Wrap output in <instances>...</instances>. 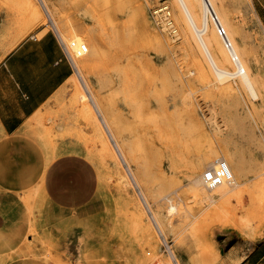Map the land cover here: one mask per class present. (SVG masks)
<instances>
[{
    "label": "rangeland",
    "instance_id": "rangeland-1",
    "mask_svg": "<svg viewBox=\"0 0 264 264\" xmlns=\"http://www.w3.org/2000/svg\"><path fill=\"white\" fill-rule=\"evenodd\" d=\"M215 2L256 97L217 78L175 0H0V61L42 29L89 46L20 133L0 131V264H218L210 227L263 233L264 0ZM160 5L176 32L158 23ZM232 151L249 179L201 194L192 175L208 190L203 173Z\"/></svg>",
    "mask_w": 264,
    "mask_h": 264
},
{
    "label": "crops",
    "instance_id": "crops-1",
    "mask_svg": "<svg viewBox=\"0 0 264 264\" xmlns=\"http://www.w3.org/2000/svg\"><path fill=\"white\" fill-rule=\"evenodd\" d=\"M259 16L264 25V8ZM43 30L21 40L0 61V131L4 135L20 133L28 119L75 73V65L64 55L60 33L55 29L41 33ZM208 240L218 264H264V229L250 239L231 227H210Z\"/></svg>",
    "mask_w": 264,
    "mask_h": 264
},
{
    "label": "bare ground",
    "instance_id": "bare-ground-1",
    "mask_svg": "<svg viewBox=\"0 0 264 264\" xmlns=\"http://www.w3.org/2000/svg\"><path fill=\"white\" fill-rule=\"evenodd\" d=\"M175 2L179 20L184 24V34L186 38L188 40L194 39L196 41L200 52L204 56L203 58H205L206 62L208 63L207 65H209L213 69L217 78L221 81L229 78H234L233 82L237 87L244 86L248 88L252 95L256 97L258 93L255 86L254 76L250 70V65L244 58L242 50L237 44L230 21L224 15L223 11L218 7L215 0H175ZM29 4L31 6L33 5L32 2H30ZM216 17L218 18V20ZM218 21H220V23L225 27L227 35L232 42L233 47H226L224 38L218 32ZM22 28L24 27L19 24L18 26L16 25V27H12L9 33L6 34V39L7 37L9 38L15 36L17 39V37L24 31V29ZM258 38L263 39L264 34H260ZM4 39V35H1L0 43L4 42ZM77 39L79 41V39L81 38L78 37ZM9 40L14 41L12 39ZM9 40L8 43H11V41L9 42ZM231 59L235 63L236 68H232L233 65L231 64ZM86 96L92 99L93 102H95L92 94ZM221 160H225L228 164L232 175L231 180L225 181L221 184H216L212 187H209L207 190L203 185L202 179L198 175L193 174L192 181L194 182L195 188L201 194L205 196H209L211 194L220 196L222 194L230 192L249 179L248 168L245 161L241 157H238L234 151H232L230 157H223L221 158ZM211 165L213 166L212 163ZM155 221L157 223V226H159V228L161 227L160 229L162 230V219L157 216V219ZM250 223L251 219L249 217H245L241 223V226L243 229H246L250 226ZM172 256L174 257L173 252Z\"/></svg>",
    "mask_w": 264,
    "mask_h": 264
},
{
    "label": "built area",
    "instance_id": "built-area-1",
    "mask_svg": "<svg viewBox=\"0 0 264 264\" xmlns=\"http://www.w3.org/2000/svg\"><path fill=\"white\" fill-rule=\"evenodd\" d=\"M154 13L158 16L157 18L158 23L168 28L171 32H176V29L173 27V22L171 19V11L168 5L158 6L154 10ZM217 27L219 34L224 38V43L226 47H230V48L233 47L232 42L230 41L227 35L226 29L220 23V21H218ZM59 40L66 59L71 61L74 65H75L76 57H81L89 51V46L85 42L78 41L75 39L66 42L62 38V36H59ZM202 178L208 187H212L216 184H221L225 181L231 180L232 175L226 161L220 159L217 161V164L214 167L207 169L203 173Z\"/></svg>",
    "mask_w": 264,
    "mask_h": 264
}]
</instances>
